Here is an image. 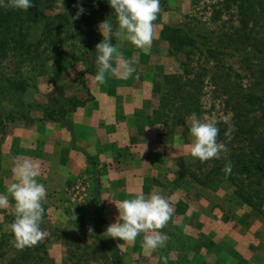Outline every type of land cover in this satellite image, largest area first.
Instances as JSON below:
<instances>
[{"label":"rangeland","instance_id":"obj_1","mask_svg":"<svg viewBox=\"0 0 264 264\" xmlns=\"http://www.w3.org/2000/svg\"><path fill=\"white\" fill-rule=\"evenodd\" d=\"M6 2L4 6L11 10ZM171 4L177 8L176 0H160V11L172 10ZM179 6L185 9L184 27L164 29L170 65L182 79L170 76L160 94L162 106L153 113L159 117L153 131L184 137L168 144L169 170L158 172L150 183L154 194L172 208L169 221L159 230L168 237L165 245L142 252L143 233L131 242L106 237L108 223L93 203L81 208L60 198L42 203V235L34 245L15 248L9 229L7 237H0V264H182L175 256L178 250L188 252L184 264H213L218 259L228 264H247V259L263 264L264 200L262 210L254 208L240 196L238 187L251 190L259 181L264 103L248 105L237 92L264 100V0H181ZM78 7L84 12L74 18ZM35 9L33 18L44 14L47 19L23 26L24 36H18L17 27L9 36L2 35L8 44L0 45V139L11 122H27L35 108L58 109L57 118L61 111L69 114V87L79 81L81 72L94 70V39L101 35L98 24L113 13L106 0H42ZM72 9L70 25L55 17ZM11 35H15L12 40ZM201 46L208 57L199 52ZM193 113L201 121L218 122L217 141L227 148L219 159L201 163L189 154ZM180 118L183 121L177 126L165 122ZM230 126L233 130L225 135ZM229 161L232 169L226 175L223 169ZM97 190L94 185L93 191ZM1 218L10 224L14 215Z\"/></svg>","mask_w":264,"mask_h":264},{"label":"crops","instance_id":"obj_2","mask_svg":"<svg viewBox=\"0 0 264 264\" xmlns=\"http://www.w3.org/2000/svg\"><path fill=\"white\" fill-rule=\"evenodd\" d=\"M176 3V9L171 4L172 10L157 13L153 21L154 38L147 52L123 36L116 37L114 46L121 54L120 59L131 61L136 69L128 79L106 72L104 83L97 84L95 75L86 72L83 82L80 77L69 87L71 98L80 101L69 114L51 120L46 118V110L38 107L31 112L34 120L9 124V132L0 139V194H5L15 182L13 165L24 161L40 165L37 180L47 193L42 203H56L60 198H64L62 203L81 208L93 203L108 226L118 219L115 204L141 194L146 198L154 194L150 184L154 176L169 170L168 144L184 138L172 131H153V125L159 122L153 113L162 106L160 94L168 77L179 73L170 65V45L165 36V27L184 22L185 9L179 6L181 0ZM111 63L116 66L115 54ZM182 121L165 122L177 126ZM94 185L98 188L95 192ZM9 200V206L0 209V237L9 233V221L1 218L13 215L15 202L11 197ZM140 251L147 252L144 248ZM175 256L184 264L188 252L178 250ZM245 262L262 264L258 260ZM213 264L228 263L218 259Z\"/></svg>","mask_w":264,"mask_h":264},{"label":"clouds","instance_id":"obj_3","mask_svg":"<svg viewBox=\"0 0 264 264\" xmlns=\"http://www.w3.org/2000/svg\"><path fill=\"white\" fill-rule=\"evenodd\" d=\"M116 17L114 24L106 19L98 24V30L103 39L95 46L97 73L94 81L103 84L106 72L121 74L123 79H128L136 69L129 60H121V54L111 43L114 36H123L136 48L147 52L150 50L153 38V21L160 11V0H106ZM8 4L14 10L27 11L32 7L33 0H8ZM5 5V0H0V6ZM84 12L83 7H78L76 17L79 18ZM115 27V31H114ZM116 56L117 63L113 67L111 61ZM225 123L228 119L225 118ZM218 122L216 120L201 121L192 114L190 134L192 142L190 155L201 163L210 159L220 158L221 152H226V145L217 141L219 134ZM230 126L225 135L232 131ZM231 162H227L223 169L224 173L230 174ZM11 172L15 179L6 190L0 194V209L9 206V197L14 200L13 221L8 225L13 235V246L23 249L34 245L40 236L41 222L44 213L42 201L46 199V188L39 183L40 165L30 161L14 164ZM118 211L117 222L110 224L105 231L106 237L117 238L122 241L131 242L141 233L143 237V248L146 251H155L163 247L168 239L161 231L169 221L172 208L169 203L159 194L145 197L143 194L133 199H124L115 204Z\"/></svg>","mask_w":264,"mask_h":264},{"label":"trees","instance_id":"obj_4","mask_svg":"<svg viewBox=\"0 0 264 264\" xmlns=\"http://www.w3.org/2000/svg\"><path fill=\"white\" fill-rule=\"evenodd\" d=\"M41 2H42V0H33L32 7H30L29 10H27V11L14 10L13 8L11 10L10 9L8 10L5 6H0V45L3 44V45L6 46L8 44V41H5V40L2 39V35L9 36V33H10L9 31L12 28L17 27V29L21 31V32L18 33V36H20V35L24 36L25 33H22V30L24 29L25 26L28 27V25H29L28 23L29 22H33L34 20L35 21L39 20L40 22H43L44 20L47 19V16H45L43 13H42L43 15H36V17L33 18L34 13L36 12L35 8L37 6H39L41 4ZM5 4H7L6 0H5ZM74 9L69 10V12L60 13L59 15H56L55 17L56 18L60 17L61 19L66 20V23L70 25L72 23L71 20L73 19L72 17H71L72 18L71 19L70 16L72 15L71 12H73ZM106 19L110 20L115 26L116 17H115V14H114V10H113V13H109L108 14V17H106L105 19H102L100 21L103 22ZM81 20H82L83 23L87 22L86 19H81ZM245 22H247V21L245 19H242V23H245ZM46 26L47 27H52V25H48V24ZM183 27H184V24H181L179 26L168 27V29L181 31ZM48 30L52 33V30H50V29H48ZM114 31H115V27H114ZM13 38H15V35H11L10 39L12 40ZM16 39H17V41H19V37H16ZM102 39H103L102 35H100L96 39H94V48H93L94 57H93V59L91 61V65L94 67V70L93 71H91V70L89 71L88 70V71L81 72V74H80L81 82H83V76H84V74L86 72H92L94 75H96V73H97L95 46L98 43H100L102 41ZM115 42H116V36L113 35V37L111 39V43L114 45ZM19 45H20L19 48L23 47V45H21V44H19ZM197 48L199 49L200 53H203L205 55L207 54L206 56L208 57V51L206 52V48L205 47L201 46V47H197ZM215 50H217V48H215ZM248 54H249V52H248ZM171 77L174 80H179V78L182 79V75H180V73H178L177 75H172ZM169 79H170V76L168 77L166 83L168 82ZM181 82H182V80H180V83ZM237 96L240 98V100L242 102H245L248 105L256 106L254 104L262 105L264 103V100L261 97H259L258 95H255V94H250V93L243 94L242 91H241V92H237ZM69 101H71V104H72V107L69 110V112H71L80 103V101L75 100L73 98H70ZM57 112H58V109L46 110V118L51 119V120H55V119H58V118H62V117H64L66 115L65 111H61V113H60L61 116L57 118V116H58ZM181 118L179 119V121L182 120ZM27 120L28 121H32L34 119H32V117L28 116ZM6 121H7V119H5L3 121V124H6ZM260 149L262 151H264V147H260ZM263 158H264V156H263ZM258 168L260 169V175L258 177L259 181H258L256 187L254 189L250 190L249 188L246 189L242 185L241 186L239 185L238 193L240 194L241 197L244 198V200L250 206L262 210L263 200H264V185H263V182H264V159L261 160L258 163Z\"/></svg>","mask_w":264,"mask_h":264}]
</instances>
